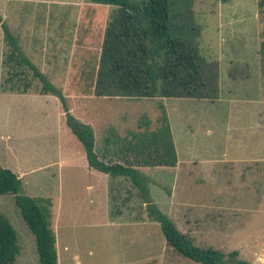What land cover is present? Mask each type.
Wrapping results in <instances>:
<instances>
[{"label":"rangeland","instance_id":"obj_1","mask_svg":"<svg viewBox=\"0 0 264 264\" xmlns=\"http://www.w3.org/2000/svg\"><path fill=\"white\" fill-rule=\"evenodd\" d=\"M170 1L175 13L189 10L202 54L218 64V100L73 97L69 92L78 84L63 72L79 68L77 62L94 65L93 51L86 57V37L99 45L115 7L89 0H0V15L24 56L65 96L72 118L93 130L105 162H121L116 151L134 134L169 125L175 167L140 171L153 204L197 246L225 255L238 251L235 260L264 264V162L208 161L220 154L264 159V12L258 0ZM4 32L0 27V168L22 167L21 194L51 200L57 264H196L166 245L130 180L88 168L55 98L44 105L2 93L5 86L17 87L4 82ZM51 64L58 66L53 78L47 77ZM41 87L35 80L29 90ZM244 136L246 147L239 143ZM0 214L17 233L16 264H39L34 236L12 195L0 196Z\"/></svg>","mask_w":264,"mask_h":264},{"label":"trees","instance_id":"obj_2","mask_svg":"<svg viewBox=\"0 0 264 264\" xmlns=\"http://www.w3.org/2000/svg\"><path fill=\"white\" fill-rule=\"evenodd\" d=\"M89 1L113 6L115 11L104 31L96 62L82 79L86 94L129 100L219 98L218 64L207 60L202 54L200 33L192 24L188 9L184 13H175L170 0ZM257 4L262 14L264 0H258ZM175 18L179 19V23H173ZM0 23L8 45L3 60L10 75L6 84L17 85V90L23 85L25 91L31 86L28 81L31 77L41 82V94L58 98L67 125L84 150L87 166L111 178L130 180L146 205L149 218L158 223L166 245L174 253L196 264H250L235 260L238 251L225 255L211 247L197 246L189 235L180 232L168 216L153 204L146 179L140 171L155 166L175 167L177 157L169 125L159 129L160 132L134 134L132 146L126 144L121 149L126 154H132L133 160L123 156L121 150H115L121 153L122 161L105 162L104 156L96 151L93 130L72 118L65 96L24 56L5 28L1 15ZM177 27H181L182 31H178ZM259 53L264 60V42ZM20 191V179L12 171L0 168V196L12 195L23 221L34 236L39 264H57L56 238L51 228V200L31 198ZM18 254L17 233L0 214V264H16Z\"/></svg>","mask_w":264,"mask_h":264},{"label":"crops","instance_id":"obj_3","mask_svg":"<svg viewBox=\"0 0 264 264\" xmlns=\"http://www.w3.org/2000/svg\"><path fill=\"white\" fill-rule=\"evenodd\" d=\"M103 34H104V32H103ZM103 34H101L102 36H101V38H100V43H99V45H95V46H91V44H90V37L89 36H87L86 37V44H84V45H86V57H88L87 55L89 54V52L90 51H93V52H91V53H93L94 54V56H95V58H97L98 57V54H99V52H100V48H101V44H102V40H103ZM2 41H3V44H6V42H5V40H4V36H3V34H2ZM81 41H82V39H81ZM77 44V45H76ZM75 44V46L77 47L79 44L78 43H76ZM3 47V46H2ZM5 47L7 48V50H8V46H6L5 45ZM7 50H6V52H7ZM21 50V49H20ZM6 52H5V50L3 51V59H2V61H1V65L4 67V73H5V75H4V82H7V80H8V78L10 77V75L8 74V69H7V67L6 66H4V64H3V60H4V58H5V54H6ZM22 52V51H21ZM23 53V52H22ZM43 53H45V50L43 51ZM27 58V57H26ZM93 58V57H92ZM28 59V58H27ZM87 60V59H86ZM92 60V59H91ZM96 62V61H95ZM94 62V63H95ZM33 64V63H32ZM62 64H64L63 66L65 67L66 66V68H67V66L68 65H65V63H61V66H62ZM75 65L77 64V65H80L79 66V68H75L74 69V71L72 72V71H70V73H68L67 71L68 70H64V72H63V75H64V77H65V79H67V77H70V76H73V78H75V80H74V83H77L78 84V88L77 89H71L70 90V92H69V94H74V96L73 97H78V98H86V97H94V95H89V94H86L85 92H84V89L82 88V86H83V84H84V81L82 80L84 77H85V72H87L88 71V69L91 67V66H93L92 64H91V62H86V63H82V64H80V63H74ZM34 65V64H33ZM57 64H51L50 65V71L48 72V76L47 77H51V78H53V77H55V75L57 74V70H58V66H56ZM35 66V65H34ZM36 67V66H35ZM71 67H73V66H71ZM84 67H86L85 68V70H83V68ZM51 68H53V70H51ZM42 73V72H41ZM46 78V77H45ZM28 81L31 83V85H32V83L35 81L34 79H32L31 77H29L28 78ZM81 84V85H80ZM31 88V86L29 87V89ZM3 90V92L2 93H4V94H8V95H10L11 96V98L14 100H23L24 98H27V99H30V100H39L40 101V103L41 104H44V105H49L50 104V102L52 101V100H54V98L56 99V100H54L55 101V103L59 106V108H60V110H59V112H60V117H64V113L62 112V109H61V105H60V102H59V100H58V98H56L55 96H52V95H43V94H41L40 93V90H41V88H39V89H37V90H34V91H30L29 89H27V90H25L24 91V88H19L18 90L17 89H9L7 86H5V87H3L2 88ZM30 91V92H29ZM96 97V96H95ZM109 98V97H108ZM216 100H218V99H216ZM220 100V99H219ZM212 101H214V100H212ZM212 110H214V108L212 109ZM70 111V110H69ZM61 122V121H60ZM249 127V126H248ZM248 129H247V127H243V133L245 134L246 133V131H247ZM248 132V131H247ZM7 138H8V136H7ZM226 139L227 140H229V137L227 136L226 137ZM226 139H224V140H226ZM224 140H222V141H224ZM242 139H239V143H242L243 144V147L245 146L246 147V145H245V141H249V139H247V138H245V136H244V138H243V140L241 141ZM222 141H220V144H222V147H225V143H223ZM173 145H174V143H173ZM175 146V145H174ZM175 149V148H174ZM176 157H177V155H176ZM218 158H220V159H227L228 160V162H230L231 164H234V165H237V164H241V163H243V164H246V163H249V162H264V159L263 158H260V157H256V158H252L250 155H244V156H238V157H236V156H232V155H230V157H229V159L227 158V156L225 155V154H220V156H216V158H213V159H211V160H208L207 158H206V160L205 161H211V162H214V161H216V160H218ZM89 168V167H88ZM4 169V168H3ZM13 172H14V174L21 180L22 178H24L25 177V171L23 170V168L22 167H20V166H18L17 164L14 166V168L13 169H11ZM56 251H57V249H56ZM76 259V258H75Z\"/></svg>","mask_w":264,"mask_h":264}]
</instances>
